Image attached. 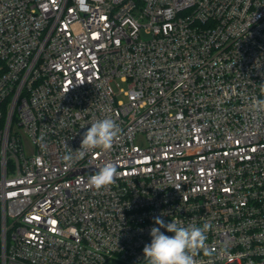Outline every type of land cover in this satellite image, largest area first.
Returning a JSON list of instances; mask_svg holds the SVG:
<instances>
[{"label": "built area", "instance_id": "built-area-1", "mask_svg": "<svg viewBox=\"0 0 264 264\" xmlns=\"http://www.w3.org/2000/svg\"><path fill=\"white\" fill-rule=\"evenodd\" d=\"M261 85L264 0H0V264H148L156 217L211 225L198 264H264Z\"/></svg>", "mask_w": 264, "mask_h": 264}, {"label": "clouds", "instance_id": "clouds-1", "mask_svg": "<svg viewBox=\"0 0 264 264\" xmlns=\"http://www.w3.org/2000/svg\"><path fill=\"white\" fill-rule=\"evenodd\" d=\"M252 107L256 111L264 112V99L254 100ZM120 132L121 129L114 119L107 117L97 119L84 133L80 148L71 150L76 153V159H83L88 151L94 149L110 150ZM65 160L72 162V154L66 155ZM118 176L116 166L108 162L88 178V184L99 190L113 184ZM154 223L158 227L151 228V242L143 248L144 258L148 260V264H198L195 259L197 254L201 250L207 252L209 249L206 243L207 233L211 229L209 223L203 224L202 227L195 224L185 226L177 220L165 223L160 217H156ZM161 228L174 235H165L161 232Z\"/></svg>", "mask_w": 264, "mask_h": 264}, {"label": "rangeland", "instance_id": "rangeland-1", "mask_svg": "<svg viewBox=\"0 0 264 264\" xmlns=\"http://www.w3.org/2000/svg\"><path fill=\"white\" fill-rule=\"evenodd\" d=\"M112 87H113V90H114L115 94H119L121 89H126V85L122 84V83H119V85H118V83H114V84H112ZM119 98L121 99L122 96H119ZM19 133L22 134V129L21 128H19ZM24 137L25 136L23 135V138ZM24 146H25L26 152L28 153L30 151V147H29L28 142L26 140H24Z\"/></svg>", "mask_w": 264, "mask_h": 264}]
</instances>
